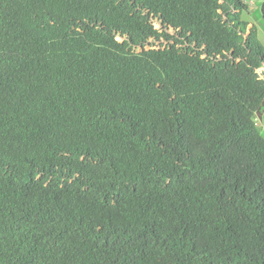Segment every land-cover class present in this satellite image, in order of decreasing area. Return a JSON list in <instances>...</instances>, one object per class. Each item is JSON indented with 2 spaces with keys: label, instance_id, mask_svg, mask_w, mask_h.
Wrapping results in <instances>:
<instances>
[{
  "label": "trees",
  "instance_id": "obj_1",
  "mask_svg": "<svg viewBox=\"0 0 264 264\" xmlns=\"http://www.w3.org/2000/svg\"><path fill=\"white\" fill-rule=\"evenodd\" d=\"M249 8L0 0V264H264Z\"/></svg>",
  "mask_w": 264,
  "mask_h": 264
},
{
  "label": "rangeland",
  "instance_id": "obj_2",
  "mask_svg": "<svg viewBox=\"0 0 264 264\" xmlns=\"http://www.w3.org/2000/svg\"><path fill=\"white\" fill-rule=\"evenodd\" d=\"M250 19L253 23L258 26L259 30V39L264 44V17H262L259 13L250 15Z\"/></svg>",
  "mask_w": 264,
  "mask_h": 264
},
{
  "label": "crops",
  "instance_id": "obj_3",
  "mask_svg": "<svg viewBox=\"0 0 264 264\" xmlns=\"http://www.w3.org/2000/svg\"><path fill=\"white\" fill-rule=\"evenodd\" d=\"M256 3L254 6H252L250 9L249 14L247 15V18L250 19V15H254V14H260V10H261V4L264 3V0H255ZM262 11V10H261ZM251 20V19H250ZM259 118V122L264 126V111H261L260 114L258 115Z\"/></svg>",
  "mask_w": 264,
  "mask_h": 264
},
{
  "label": "clouds",
  "instance_id": "obj_4",
  "mask_svg": "<svg viewBox=\"0 0 264 264\" xmlns=\"http://www.w3.org/2000/svg\"><path fill=\"white\" fill-rule=\"evenodd\" d=\"M253 2L251 3L250 0H243V3L247 4L248 6L252 7L255 5L256 1L252 0ZM250 20V19H249ZM251 21V20H250ZM259 31V30H258ZM261 70V69H260Z\"/></svg>",
  "mask_w": 264,
  "mask_h": 264
},
{
  "label": "built area",
  "instance_id": "obj_5",
  "mask_svg": "<svg viewBox=\"0 0 264 264\" xmlns=\"http://www.w3.org/2000/svg\"><path fill=\"white\" fill-rule=\"evenodd\" d=\"M250 2L252 3L253 1H252V0H250Z\"/></svg>",
  "mask_w": 264,
  "mask_h": 264
}]
</instances>
